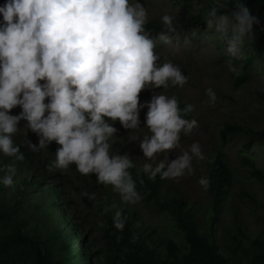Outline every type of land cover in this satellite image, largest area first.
Here are the masks:
<instances>
[{"label": "clouds", "instance_id": "9594fccd", "mask_svg": "<svg viewBox=\"0 0 264 264\" xmlns=\"http://www.w3.org/2000/svg\"><path fill=\"white\" fill-rule=\"evenodd\" d=\"M213 0L204 16L226 46L230 57L237 56L246 41L254 38L253 16L248 7L235 0ZM147 8L140 0H5L0 4V153L23 160L21 144L14 142L21 120L38 137L27 138V147L39 151L53 140L59 145L49 167L65 170L75 164L81 174H95L97 183L111 185L123 204L141 200L129 169L128 152L110 153V138L117 133L118 120L125 129L141 127L140 110L147 108L143 126L148 133L138 139L146 158L142 171L161 179L192 173L193 158L203 160L198 141L187 149L180 146L181 134L197 125L186 118L194 105L179 107L175 95L162 90L169 84L183 86L188 77L171 60L160 62L156 39L145 25ZM157 38L168 43L176 31L174 15L160 16ZM229 71L238 69L228 62ZM151 98L141 102L142 90ZM208 103L216 101L215 91L205 89ZM19 106L21 111L10 110ZM132 131V132H134ZM130 140H137L131 136ZM180 148L175 158L172 149ZM165 159L157 160L158 153ZM0 184L13 185L15 165L5 166ZM198 183L209 185L207 177ZM92 199L94 193L88 194ZM113 224L123 229L125 218L115 204Z\"/></svg>", "mask_w": 264, "mask_h": 264}, {"label": "trees", "instance_id": "16d2710c", "mask_svg": "<svg viewBox=\"0 0 264 264\" xmlns=\"http://www.w3.org/2000/svg\"><path fill=\"white\" fill-rule=\"evenodd\" d=\"M240 2L256 17L253 40L246 41L240 53L230 57L216 35L211 39L214 62L230 59L238 69V74L229 71L235 88L243 87L256 73L264 72V0ZM212 3L213 0H193L185 13L175 17L177 24L188 29L196 26L200 33L206 27L203 18ZM228 7L235 9V0H228ZM145 27L161 31L160 17L149 20ZM162 89L176 96L179 107L188 104L173 85ZM253 92L259 106L248 105L250 112L263 116L264 81ZM183 115L194 118L193 111ZM253 123L249 120L238 122L234 118L225 120L220 126L218 145L213 148L206 166L208 208L203 221L198 219L190 198L171 187L167 178L161 179L159 174L149 178L142 171L143 163L136 164L133 157H129L134 165L129 171L142 197L139 201L167 215L170 235L164 237L155 235L154 231L147 233L142 221L124 206L120 207L125 218L124 227L115 228L112 219L115 208L103 183L95 186L97 192L93 184L88 183V174L79 173L74 163L65 170L49 167L59 147L54 140L44 149L32 151L20 135L13 137L15 143L21 144L24 159L14 160L0 153V176L4 175L8 164H14L16 169L13 185L0 184V264H94L92 255L88 254L91 251L98 264H264V225L258 231L250 230L235 212L227 225L221 213L237 182L226 150L235 136H249L247 143L238 147L239 161L250 175L264 183V167L250 151L252 141L264 139V130L255 129ZM110 143V153H113L114 143ZM81 184L95 194L92 199L81 192ZM243 191L256 204V212H264V206ZM71 192H77L79 202L95 211L97 217L82 213L81 218L77 202L67 197ZM32 207L34 211H30ZM38 208H45L42 216L48 217L49 223L44 222V218L39 219ZM220 217L223 223L218 227L219 235L214 224L219 223ZM171 231L180 234L181 240L175 239ZM88 239H91L89 245ZM94 245L97 246L91 250Z\"/></svg>", "mask_w": 264, "mask_h": 264}, {"label": "rangeland", "instance_id": "374dc122", "mask_svg": "<svg viewBox=\"0 0 264 264\" xmlns=\"http://www.w3.org/2000/svg\"><path fill=\"white\" fill-rule=\"evenodd\" d=\"M192 1L193 0H140L148 10L149 20L159 18L165 12L176 17L185 13L189 8V3ZM4 2L5 0H0V4ZM175 24L176 31L174 33H169L171 40L168 43H164L157 38V33L160 31L150 30V35L156 39V51L160 53V62L171 60L174 64H177L188 77L183 86L173 87L178 93L185 97L184 99L188 103L194 105L192 111L194 118L197 120V125L194 126L189 134H181L180 146L183 149H187L193 141H198L204 154V159L197 160L193 158L192 173L190 175L186 172L182 176L167 178V180L171 187L175 188L186 198H190L191 204L196 209V214L199 217L198 219L203 221L202 217L208 208V206H206L208 200L206 188L198 183V179L202 176L207 177V161L211 160L210 154L213 148L218 145L220 126L225 120L236 118L238 122H243L245 120L254 122L253 127L255 129L264 130V113H261L263 116L251 113L248 106H259L255 101L257 96L253 90L264 81V72L262 74L259 72L256 73L250 83L243 87L235 88L229 79L227 62L230 59H223L220 63H215L213 60V54H215V52L214 43L211 39L214 38L216 34L210 29H208L209 31L207 32L206 28L198 33L196 26L191 29L181 27L177 24V20H175ZM231 62L234 65L232 60ZM186 67L189 70H187ZM162 87L163 86H160L156 91H163ZM209 87L216 93V101L214 103H208V96L205 89ZM151 92L152 90L150 89L142 90L139 94L141 102L149 100L151 98ZM164 93L170 96L168 93ZM10 111L13 114H17L21 109L19 106H16ZM146 111V107L140 110L141 127L135 131L123 128L117 120L115 122L117 133L110 138V142L114 143L113 153L123 154L128 152L129 157H133L136 164H142L146 161L138 141L140 137L148 133V128L143 126ZM19 124L21 125L20 131L14 135V138L20 135L22 140L27 141L28 138L33 143H38L37 135L31 130L27 132L24 121L21 120ZM131 136H135L137 140H130L129 138ZM249 139V136L244 134L235 136L226 148L229 162L235 169L237 182L231 189L227 200H225L221 213L227 225H230L233 213L235 212L244 220L243 224L249 227L250 230L258 231L262 229L264 225V212L261 210H259L260 213L256 212V204L251 198H248L243 190L250 193L259 204L264 206V183L250 175L243 168L238 156V147L247 143ZM250 151L258 158L260 165L264 167V139L261 138L252 141ZM179 152L180 148L170 150L168 153L169 158H175ZM156 158L157 160L165 159V153H158ZM87 177L88 183L93 184L92 186H94V188L100 184L97 183L95 175L88 174ZM103 185L106 189V195L112 199L113 204L119 207L124 206L130 210L131 213H134L137 220L139 222L142 221V227L147 233H152V231H154V234L159 237L170 235L168 231L170 224L165 213L141 201L135 204H123L120 201L119 193L113 191L111 185ZM80 190L88 197V194H91V190L85 184H81ZM96 191L98 192L97 189ZM67 197L71 198L73 202H77L78 208L80 207V217L82 213L93 218L97 217L95 211L79 202L80 195L77 192H71ZM30 211H34V208H30ZM44 212L45 208H38V210H36L39 219L43 220L44 218L43 221L49 223L48 217L42 216ZM69 216H71L70 213ZM257 218L258 221L256 220ZM222 223L223 219L220 217L219 223L215 222L214 224L219 235L221 231L218 227L221 226ZM171 235H173L175 239L181 240L180 234L176 231H171ZM90 242L91 239H88V245ZM96 246H91V250ZM88 254H90L89 256L92 255L94 264H98V260L94 258L92 251Z\"/></svg>", "mask_w": 264, "mask_h": 264}]
</instances>
